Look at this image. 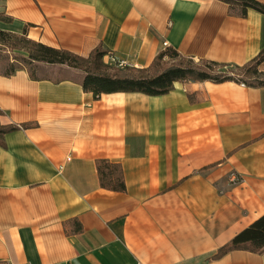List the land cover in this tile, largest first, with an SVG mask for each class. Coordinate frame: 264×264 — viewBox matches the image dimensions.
Listing matches in <instances>:
<instances>
[{
  "label": "crops",
  "instance_id": "1",
  "mask_svg": "<svg viewBox=\"0 0 264 264\" xmlns=\"http://www.w3.org/2000/svg\"><path fill=\"white\" fill-rule=\"evenodd\" d=\"M0 1L6 29L83 56L101 44L116 66L109 53L148 68L166 46L241 65L264 47V14L223 0ZM36 74L0 73V122L19 125L0 144L1 264H264L248 249L214 256L264 213V85L96 97L80 68ZM99 158L121 164L125 190L101 185Z\"/></svg>",
  "mask_w": 264,
  "mask_h": 264
},
{
  "label": "trees",
  "instance_id": "2",
  "mask_svg": "<svg viewBox=\"0 0 264 264\" xmlns=\"http://www.w3.org/2000/svg\"><path fill=\"white\" fill-rule=\"evenodd\" d=\"M223 1L229 4L231 13L245 16L252 8L264 14V2L261 0ZM0 20L12 22L13 17L5 11H0ZM0 46L21 52L20 58L15 57L14 59L2 54L0 64L3 70H0V73L10 75L19 68H27L30 75L36 77L38 62L67 64L84 70L83 88L93 91L96 97L114 91H140L151 95H163L175 87L176 81L187 80L216 82L237 80L254 86L264 85V67L262 66L264 47L256 56L239 65L209 59L195 61L191 57L182 55L174 47L166 46L159 51L147 68L118 67L105 62L103 57L108 50L101 44L95 47L88 56L80 55L65 47L46 44L29 37L27 25L20 31L0 27ZM32 125V122L22 124L25 127ZM18 126L14 123L0 122L1 145H5V134L17 129ZM97 169L103 187L119 191L126 189L123 168L119 162L99 158ZM237 248L264 253V213L221 245L214 256H221Z\"/></svg>",
  "mask_w": 264,
  "mask_h": 264
},
{
  "label": "rangeland",
  "instance_id": "3",
  "mask_svg": "<svg viewBox=\"0 0 264 264\" xmlns=\"http://www.w3.org/2000/svg\"><path fill=\"white\" fill-rule=\"evenodd\" d=\"M0 11H2L1 4H0ZM14 26L15 25L12 24V23H9V22L0 20V27L15 28ZM2 54L3 55H8L11 59H14L15 57L20 58L21 52H19L18 50H8V49H4L3 46H0V56H2ZM262 66L264 67V64ZM0 70H3V66L1 64H0Z\"/></svg>",
  "mask_w": 264,
  "mask_h": 264
},
{
  "label": "built area",
  "instance_id": "4",
  "mask_svg": "<svg viewBox=\"0 0 264 264\" xmlns=\"http://www.w3.org/2000/svg\"><path fill=\"white\" fill-rule=\"evenodd\" d=\"M167 42H165L166 44ZM109 58L116 63L118 66L121 67H125L127 65H129V61H127L125 58H119L116 55H114L113 53H109ZM244 83V82H243ZM232 181H239V176L237 175V173H232ZM19 264H32L30 261L28 262H24V263H19Z\"/></svg>",
  "mask_w": 264,
  "mask_h": 264
}]
</instances>
